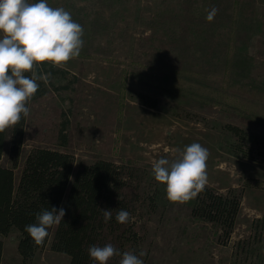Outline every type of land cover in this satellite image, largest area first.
<instances>
[{
  "label": "rangeland",
  "instance_id": "374dc122",
  "mask_svg": "<svg viewBox=\"0 0 264 264\" xmlns=\"http://www.w3.org/2000/svg\"><path fill=\"white\" fill-rule=\"evenodd\" d=\"M181 2L51 0V6L65 8L83 26L81 51L89 57L54 67L58 72L52 71L53 66L44 70L45 79L39 81L40 87L30 101L24 148L27 152L35 147L68 151L77 161H90L92 155L116 164L133 159L151 173L150 188L146 180L135 184L141 197L134 220L143 231L137 242H131L132 252H143L141 259L145 262L264 264L259 257H264V141L259 138L264 137V125L250 124L257 138L248 143L252 158H243L230 150L234 138L226 125L248 126L221 105L203 108L179 97L167 102L166 92L141 86L143 92L164 100L153 108L136 100L131 92L137 86L130 81L133 73L155 81H174L169 69L176 62V53H158L146 37L163 33L165 25L155 20L156 15L169 10L180 12ZM210 3L197 0L200 18H204ZM225 7L226 14L231 15L234 0H226ZM240 9L235 28L222 12L216 13L217 22L212 27L204 20L196 24L193 35L198 43L191 69L201 75L189 74L184 79L222 90L229 77L234 85L264 94V0H243ZM194 142L209 152L206 186L223 194L232 191L241 199L228 238L215 223L193 216L194 199L186 203L169 201L165 185L152 174L155 161L174 159ZM5 149L9 150V142ZM19 177L17 169V182ZM17 235L11 232L0 236L4 242L2 264H22ZM69 263L70 256L52 250L49 243L29 264Z\"/></svg>",
  "mask_w": 264,
  "mask_h": 264
},
{
  "label": "trees",
  "instance_id": "16d2710c",
  "mask_svg": "<svg viewBox=\"0 0 264 264\" xmlns=\"http://www.w3.org/2000/svg\"><path fill=\"white\" fill-rule=\"evenodd\" d=\"M242 1L234 0L235 11L231 15L226 14V0H211L204 18L196 13L197 0H182L180 12L169 10L158 13L155 20L165 25L163 33L149 35L146 41L158 53L164 50L176 53V62L169 69L174 73L175 79L167 83L133 73L130 81L134 86L137 85L136 89L131 88L133 97L148 107L154 108L164 100L171 102L178 97L197 102L203 108L221 105L224 111L248 126L226 125L234 138L230 143V150L236 156L252 158L248 143L257 136L249 127L252 123L264 125V94L234 85L229 77L222 90H214L184 79L189 74L201 75L191 69V59L198 43L193 35L196 24L204 20L209 27L214 26L217 22L216 15L211 21L207 16L212 9H216V13L222 12L235 28ZM231 45L228 54L232 53ZM79 57L87 58L89 55L81 51ZM48 66L51 65L39 67L37 73L43 75L44 70L49 71ZM51 69L58 72L54 67ZM141 86L158 93L166 92V97L162 101L158 96L143 92ZM28 106L30 107V102ZM27 120L28 118L22 119L16 126L0 133V236L11 232L18 234V251L22 264L32 262L37 252L49 243L52 250L70 256L69 264H93L88 254L89 247L93 245L104 246L110 243L121 252H132L131 242H137L143 231L142 226L134 220L137 202L141 197L135 184L141 185L146 180L150 182V188L151 173L146 172L133 159H125L122 164H116L92 155L90 161H77L68 151L48 147H35L27 152L24 148ZM259 138L264 141L263 136ZM111 140L112 137H109V142ZM7 142L9 150L6 152ZM17 169H20L18 182ZM240 206V197L232 191L223 194L206 186L194 198L191 212L197 219L215 223L228 238L234 229ZM51 207H63L66 210L64 221L50 230V236L43 245H36L24 230L25 226L34 223L36 214L42 209ZM102 209L113 210V218L108 223L104 222ZM120 209L130 213V222L120 224L115 220ZM3 252L4 242L0 238V264L3 262ZM259 257L264 262L263 255ZM120 259V256H114L108 264H119ZM239 259L242 262L245 260L241 257ZM144 264L155 263L144 261Z\"/></svg>",
  "mask_w": 264,
  "mask_h": 264
},
{
  "label": "clouds",
  "instance_id": "9594fccd",
  "mask_svg": "<svg viewBox=\"0 0 264 264\" xmlns=\"http://www.w3.org/2000/svg\"><path fill=\"white\" fill-rule=\"evenodd\" d=\"M212 9L207 16L216 15ZM83 26L63 7H53L49 0H0V133L16 126L30 115L29 102L45 79L37 73L44 64L65 67L80 56L84 46ZM208 149L194 142L185 146L174 159L160 158L152 165L156 181L165 185L167 199L186 203L204 191L208 184ZM104 222L112 220V211L102 209ZM63 207L44 208L25 231L36 245H43L50 230L64 221ZM131 215L120 209L115 220L130 222ZM93 264H108L120 256L119 264H144L140 252H121L112 244L90 246Z\"/></svg>",
  "mask_w": 264,
  "mask_h": 264
}]
</instances>
